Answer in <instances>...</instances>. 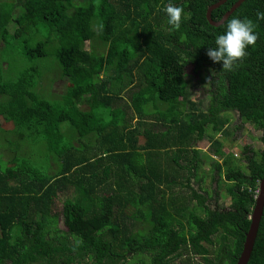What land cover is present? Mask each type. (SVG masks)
Returning <instances> with one entry per match:
<instances>
[{
	"label": "trees",
	"instance_id": "obj_1",
	"mask_svg": "<svg viewBox=\"0 0 264 264\" xmlns=\"http://www.w3.org/2000/svg\"><path fill=\"white\" fill-rule=\"evenodd\" d=\"M9 1L0 0V155L11 154V179L0 156V264H237L264 178V0L228 18L251 19L258 34L231 71L207 55L227 26L207 19L220 0ZM169 4L184 10L179 29ZM50 44L68 79L56 103L39 67L13 78L18 56L45 57ZM191 64L214 77L208 111L191 92ZM229 110L262 132L247 170L217 136L233 134ZM223 168L231 208L211 211L199 191ZM248 264H264V215Z\"/></svg>",
	"mask_w": 264,
	"mask_h": 264
},
{
	"label": "rangeland",
	"instance_id": "obj_2",
	"mask_svg": "<svg viewBox=\"0 0 264 264\" xmlns=\"http://www.w3.org/2000/svg\"><path fill=\"white\" fill-rule=\"evenodd\" d=\"M5 1L7 3L10 2L9 0H5ZM97 44H99L98 48L100 49V51H102L103 48L101 47L100 43L98 42ZM47 50H48V55L47 56L42 57V58H35L33 60H29V59L23 57L22 55L18 56L19 60L22 61V64L14 66L13 78L16 76V73H18L21 70L22 66L30 65V66L39 67L40 70H42L44 72V77H43L42 81L44 82V85H45V88H44L45 97L48 98L49 100H51L53 103H56V102H58V98L59 97L55 98L56 95L54 93L62 92L61 91L62 89H66V81H68V79L67 78H60L61 77L60 76L61 75L60 66H59V63H58L55 55H54L55 45L54 44L48 45ZM203 71H205V70H203ZM205 74H206V71L203 73V76H205ZM193 82H195V80H193ZM196 86L198 88H201V89L202 88H206V89L208 88V85L206 86L204 82H199ZM199 94H200V90H198L197 93L195 92V94H193V95H194L195 98H197V97H199ZM205 95H206V93H205ZM200 96H201V94H200ZM201 108H202V106H201ZM226 112L228 113L229 111H226ZM231 130L234 133L235 129L231 128ZM218 135H220L219 138H221L224 141L226 153L227 152H230L232 154L237 153L238 156H236L234 154L236 158H239L241 148L243 146H245V145L253 146L254 150L258 151V152L263 147L262 141L260 139V137L262 135V132L258 131L255 128V126L252 125L251 123L245 124L243 129L239 130V133L236 136V138L230 137L229 141H227L226 138L223 137V135L221 133L220 134L218 133L217 136ZM5 136L6 135H4L3 137L6 138ZM16 143H20L21 145H24L22 140H20L19 138L16 141ZM234 143L236 145L231 146ZM26 144H28V142ZM4 145H5V147L7 146L6 147V151H8V149H7L8 148V144H4ZM201 146L203 147V149H201L202 150V152H201L202 154L206 153V154L211 155L210 154L211 153L210 152V145H208V143H205V144L201 143ZM0 148H1V144H0ZM12 148L15 149V146H12ZM34 150H35V148H34ZM0 156L3 158V163L1 164V169H2V171L5 174H7L9 179H11V176H10L11 173L9 171L10 163H9V161L7 159V158H10L11 154L3 155L1 153ZM204 156H205V158H203V160L205 162L207 161L206 164H205V167H207V165L210 166L211 165V161H209V156L208 157H207V155H204ZM41 158L42 157L39 158V157L35 156V159H33V160H35L36 164H38V161H40ZM237 161L239 162L238 159H237ZM246 163H247L246 160H245V163L240 160L239 165L242 166L244 170H247L248 167L246 166ZM40 164L43 165L44 167H46V159L44 161H41ZM219 185H221V186L218 187V189L220 190V193H219L220 201H219V203H220L221 206H229L230 198H229L228 192L226 190V185H225V183H222V182ZM207 189L209 190V192L212 191L210 180H207ZM58 201L59 202L63 201V198H59ZM182 227L184 229H186L187 231H189V226L187 224L182 223ZM143 259L144 258H142V259H137L136 257L131 258V260L135 264H138V261L139 260H143ZM196 260L203 262L201 260V258L198 257V256H197ZM146 263L147 264L149 263V259L148 258H146Z\"/></svg>",
	"mask_w": 264,
	"mask_h": 264
},
{
	"label": "clouds",
	"instance_id": "obj_3",
	"mask_svg": "<svg viewBox=\"0 0 264 264\" xmlns=\"http://www.w3.org/2000/svg\"><path fill=\"white\" fill-rule=\"evenodd\" d=\"M164 11L167 15V23L173 28L179 29L184 11L183 8L169 4ZM257 18L264 19V12H258ZM255 29L256 24L247 17H235L228 20L223 34L216 38L213 47L208 48V57L214 63L219 64L222 62L223 70H233L234 66H237L239 61L245 57L249 46L256 44L258 34ZM258 195L259 189H257L255 199Z\"/></svg>",
	"mask_w": 264,
	"mask_h": 264
},
{
	"label": "flooded vegetation",
	"instance_id": "obj_4",
	"mask_svg": "<svg viewBox=\"0 0 264 264\" xmlns=\"http://www.w3.org/2000/svg\"><path fill=\"white\" fill-rule=\"evenodd\" d=\"M212 6V5H211ZM205 71L203 70H200V69H197L195 65L191 64V65H188L186 67V73L188 74V76H191L193 78V80H195L194 85L193 87L191 88V92L192 94H195V92L197 93L198 90H200V94H199V97L195 98L197 100H202L205 104V111H208V109H211L210 108V104H211V98L213 96V92L215 90V85H214V77L212 75V73L210 71H206V74L205 76H203V73ZM198 80V81H197ZM199 82H204L205 85L207 86L208 85V88H198L196 85L199 83ZM196 86V87H195ZM206 93V95H205ZM232 117V122L231 124H228L226 126V128H233L235 129L234 133L230 136V137H233V138H236V136L238 135L239 133V130L243 129L244 127V123L241 119V115L239 113L238 110H229L228 112ZM229 137V138H230ZM229 138H227V141H229ZM232 142V141H231ZM236 145L235 143L232 144L231 146H234ZM246 150H248L249 152H247ZM250 150H254L253 146L251 145H245L241 148V151H240V155H239V158H236L235 157V161L236 163L239 165V162L240 160L242 162L245 163V160H246V156H250L251 158H253L256 153L258 151H250ZM234 152V151H233ZM229 153V152H227ZM236 156H238L237 153H234ZM234 155V156H235ZM237 159L239 160V162L237 161ZM247 162V160H246ZM247 164V163H246ZM218 172H216V176H215V179L212 180V191L211 192H208V191H199L200 193L204 194L206 196V199H207V205L209 206L210 210L212 211H219V212H228L231 208V196L229 195V198H230V203H229V206H221L219 201H220V197H219V193H220V190L218 189V187L220 186L219 184L222 182V183H225L228 184L230 181L227 179V172H226V168H223L221 170V172H219V174H217ZM193 185L195 186L196 189H198V186L195 185L193 183ZM227 192H228V189L226 188ZM191 201V200H189ZM194 209H196V207H194ZM199 211V210H198ZM186 224V223H185ZM182 226V225H181ZM191 229V228H190ZM189 229V230H190Z\"/></svg>",
	"mask_w": 264,
	"mask_h": 264
},
{
	"label": "water",
	"instance_id": "obj_5",
	"mask_svg": "<svg viewBox=\"0 0 264 264\" xmlns=\"http://www.w3.org/2000/svg\"><path fill=\"white\" fill-rule=\"evenodd\" d=\"M228 0H220L218 3L210 6L207 10V19L208 21L218 27L220 25H223L228 18L246 1V0H239L237 3H235L232 8L219 20L215 21L212 18V12L219 8L221 5L225 4ZM264 215V178L261 180L259 184V195L256 198L255 202V208L253 209V212L251 214V224L249 231L246 234V240L244 243V248L241 253L240 258L238 259L237 264H248L252 253L253 249L255 246V242L258 236V231L260 228L261 220Z\"/></svg>",
	"mask_w": 264,
	"mask_h": 264
}]
</instances>
